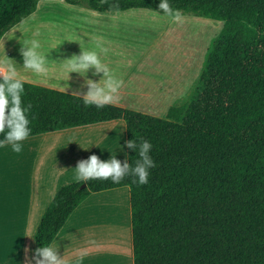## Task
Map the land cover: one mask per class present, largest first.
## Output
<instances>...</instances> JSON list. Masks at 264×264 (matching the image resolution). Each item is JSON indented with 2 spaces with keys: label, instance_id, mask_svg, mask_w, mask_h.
<instances>
[{
  "label": "trees",
  "instance_id": "trees-1",
  "mask_svg": "<svg viewBox=\"0 0 264 264\" xmlns=\"http://www.w3.org/2000/svg\"><path fill=\"white\" fill-rule=\"evenodd\" d=\"M67 1L99 11L160 10V0ZM168 2L221 28L189 102L164 116L119 104L86 107L81 96L24 81L30 136L122 119L126 141H149L156 163L142 186L131 176L62 185L35 230L36 247L50 246L92 192L127 185L134 264H264V0ZM37 3L0 0V38ZM126 152L134 165L138 154Z\"/></svg>",
  "mask_w": 264,
  "mask_h": 264
},
{
  "label": "crops",
  "instance_id": "crops-1",
  "mask_svg": "<svg viewBox=\"0 0 264 264\" xmlns=\"http://www.w3.org/2000/svg\"><path fill=\"white\" fill-rule=\"evenodd\" d=\"M149 13L99 11L67 0H38L32 13L1 36L4 50L0 46V61L4 55L14 61L23 81L83 97L88 91L85 81L99 82L103 73L94 75V68L85 74L68 73L65 60L96 51L111 72L124 81L116 104L158 115L140 109L134 102L150 99L151 94L155 99H165L170 91L165 77L151 71L154 62L161 65L158 52L166 48L148 41L142 32L153 25L150 22L144 26L148 16L157 20ZM33 40L48 61L46 75L23 68L21 49ZM101 48H107V54ZM0 69V75L7 73L6 65L0 64ZM116 120L122 119L29 136L23 141L21 160L14 158L12 151L10 162L22 165V172L0 177V264H35V230L55 192L76 181L74 168L78 161L93 154L102 161L110 156L121 162L127 159L123 147L125 122L122 120L123 125ZM9 146L0 149L5 152ZM49 247L59 251L65 264H134L129 187L92 192L71 212Z\"/></svg>",
  "mask_w": 264,
  "mask_h": 264
},
{
  "label": "clouds",
  "instance_id": "clouds-1",
  "mask_svg": "<svg viewBox=\"0 0 264 264\" xmlns=\"http://www.w3.org/2000/svg\"><path fill=\"white\" fill-rule=\"evenodd\" d=\"M158 8L162 10L173 23H182L183 14L179 10L171 7L168 0H160ZM7 37V36H5ZM0 46L4 50V39L0 40ZM40 45L33 40L26 42L22 49L23 68L32 71L37 75L47 74L48 61L45 54L39 51ZM102 53L107 54V48H101ZM69 72H83L89 68H94V75L103 73V78L99 82L86 80L88 91L83 95L85 106H95L102 109L106 105H114L119 102V90L124 81L111 72V70L101 61L100 54L96 51L81 52L77 56L65 60ZM0 64L6 65L7 73L0 77V147L11 146L14 153H21L23 141L27 140L32 133L30 110L31 104L25 106L22 101L24 94V81L19 77L14 61L4 55V60ZM104 81L101 84V81ZM77 95V94H76ZM123 147L138 154L134 165L127 159L123 162L115 156H110L107 161H102L97 155H90L86 160L78 161L75 170V179L80 182L92 180H111L114 184H119L126 177H133L132 183L138 186L146 185L149 182L150 169L156 167V163L151 158L150 152L153 145L140 138L125 141ZM35 264H65L63 257L58 250L49 246H42L35 249L32 256Z\"/></svg>",
  "mask_w": 264,
  "mask_h": 264
},
{
  "label": "rangeland",
  "instance_id": "rangeland-1",
  "mask_svg": "<svg viewBox=\"0 0 264 264\" xmlns=\"http://www.w3.org/2000/svg\"><path fill=\"white\" fill-rule=\"evenodd\" d=\"M127 10L148 11L157 17V20H155L148 16L149 19L143 22L144 26L150 24V22L153 25L150 28L142 29V32L144 36L149 38L148 41L156 42L166 48L165 51L158 52L162 61L161 65L164 64L165 67L158 66L154 62V67L151 71L152 74L160 72V78L165 77L164 79L169 83L168 88H170V91L167 92L165 99H155L153 98L155 95L151 94L150 99L145 98L134 102L142 110L155 112L158 116H164L170 105H180L189 102L197 86L207 54L220 32L221 22L217 19L199 16L191 12L180 11L183 14V22L173 23L162 11L157 9L138 7ZM128 66L126 70L129 68ZM116 121L123 123L122 120ZM3 150L5 149H0L1 165L3 164L2 166L6 167L5 164H7L9 165L8 169L9 167L13 169L4 171L7 168L4 167V169L0 165V177L3 176L5 178L6 176L17 175L22 172V165L17 164V166L9 162L10 158L8 156L12 152L11 147L8 148V151L4 152ZM2 153L5 155H2ZM16 154H14L15 158L19 159L20 153Z\"/></svg>",
  "mask_w": 264,
  "mask_h": 264
},
{
  "label": "bare ground",
  "instance_id": "bare-ground-1",
  "mask_svg": "<svg viewBox=\"0 0 264 264\" xmlns=\"http://www.w3.org/2000/svg\"><path fill=\"white\" fill-rule=\"evenodd\" d=\"M101 141H102V140H101ZM102 143H103V142H102ZM100 146L102 147L101 144H100ZM100 146H99V147H100ZM99 147H98V148H99ZM104 147H105V145L103 146V150H104ZM99 150H100V149H99ZM100 151H102V150H100ZM22 152H23V151H22ZM22 152L19 154L20 157H22V156H21ZM11 153L13 154V152H11ZM11 153H10V154H11ZM7 154H8V153H7ZM14 154H15V153H14ZM23 154H24V153H23ZM2 155H5V154L2 153ZM8 155H9V154H8ZM16 155H17V154H16ZM19 155H18V156H19ZM10 156L12 157L13 155H9L8 157L11 158ZM102 156H104V155H102ZM2 157H3V156H2ZM2 157H1V158H2ZM99 157H100V156H99ZM14 158H15V155H14ZM100 158L102 159V157H100ZM6 159H7V157H6ZM7 160H9V159H7ZM20 160H21V159H20ZM20 160H19V161H20ZM11 161H13V160L11 159ZM9 162H10V161H9ZM21 162H22V161H21ZM10 163H11V162H10ZM10 163H9V164H10ZM16 163H17V162H16ZM11 164L14 165V163H11ZM11 164H10V165H11ZM20 164H22V163H20ZM0 165H1V161H0ZM2 165H3V164H2ZM2 165H1V167L4 168L5 166H2ZM5 165H6L5 168H7V167L9 166V165H7V164H5ZM16 165H17V164H16ZM17 166H18V165H17ZM20 166H21V165H20ZM12 167H13V166H12ZM5 168H4V169H5ZM4 169H3V170H4ZM9 169H10V167H9ZM9 169L7 168V169H5L4 171L9 170ZM11 169H13V168H11ZM11 169H10V170H11ZM12 171H13V170H12ZM10 172H11V171H10Z\"/></svg>",
  "mask_w": 264,
  "mask_h": 264
},
{
  "label": "built area",
  "instance_id": "built-area-1",
  "mask_svg": "<svg viewBox=\"0 0 264 264\" xmlns=\"http://www.w3.org/2000/svg\"><path fill=\"white\" fill-rule=\"evenodd\" d=\"M2 73V69H0V74Z\"/></svg>",
  "mask_w": 264,
  "mask_h": 264
}]
</instances>
